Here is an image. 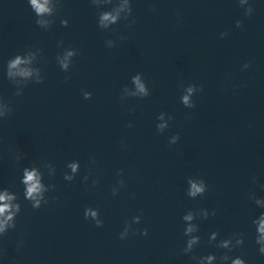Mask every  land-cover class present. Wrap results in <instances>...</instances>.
Here are the masks:
<instances>
[{"label":"clouds","instance_id":"9594fccd","mask_svg":"<svg viewBox=\"0 0 264 264\" xmlns=\"http://www.w3.org/2000/svg\"><path fill=\"white\" fill-rule=\"evenodd\" d=\"M31 8L34 10L36 16H44L45 14L51 16L53 14V8L50 7V0H29ZM240 7L244 8V15L251 16L254 12V8L249 3V0H238ZM56 5L59 7L60 0H56ZM119 13L113 14L112 12L105 11L99 16V26L101 28H108L109 25H114L118 19ZM55 20H42L37 19L36 24L40 27L48 28L49 25H53ZM134 23V21H133ZM61 24L64 27L68 26V20H61ZM236 27L242 28L243 22L241 20L236 21ZM221 38H225L228 36V32H222ZM121 39H126L125 37H121ZM63 43L62 41L60 42ZM109 44H112V40H108ZM77 50L73 48L65 49L61 55L57 56V63L59 64L62 71H69L73 57L77 55ZM34 59V54H28L26 56H22L20 54L15 55L13 58L9 59L7 63V78L12 82L14 77L22 78L24 81H31L33 76V72L37 73V78L34 81L37 84L43 83L44 77L39 75V68L28 67L31 65ZM250 67L249 63H245L243 65L244 69ZM67 80V77L65 78ZM133 81L136 85V88L139 93L143 94L144 97H147L150 92L149 89L146 88L145 84L141 82L139 76H135ZM27 85V84H26ZM25 85V86H26ZM202 87H198L197 85H188L184 87V92L181 96V103L186 108H194L195 102L193 100V95L198 91H202ZM23 94V89L17 88L16 95L20 96ZM85 99H91L92 93L88 91L82 92ZM13 111L10 103L3 101L0 99V118L7 117ZM159 119H163V115L159 116ZM173 117L169 115V121L172 120ZM129 127L132 125L129 124ZM158 131H162L165 128L169 127V124H159L156 126ZM179 140V134L173 135L171 142L169 144H175ZM72 169V173L75 174L77 172L78 165L73 163L69 165ZM55 174V173H54ZM53 174V175H54ZM117 175H122L121 172H118ZM64 179L66 181H73L75 179V175L64 174ZM87 177H84L86 180ZM255 181V177H253ZM20 183L24 186V198L30 202L31 207L33 209H40L42 205L47 204L49 201L46 197V193L55 190V184H44L41 182V174L35 167H25L23 168L22 177ZM95 183V182H94ZM121 187L125 186V181L120 179L118 181ZM188 184L190 188L187 190V195L193 199L198 196H203L208 186L203 179L197 181L189 180ZM264 188V185L261 186ZM119 192L118 189L113 188L112 195L115 196ZM18 196L15 192L10 191L8 188L0 189V236L5 235L10 229L16 227V217L21 212V204L18 202ZM249 199L253 200L254 203L260 207L264 208V198L256 197L255 193H252L249 196ZM215 210L209 211L207 208H201L198 212H194L192 210H188L186 214L183 215L182 220L185 222L184 235L188 237L186 240V246L183 248V254L187 255L193 252V249L196 245H198L201 241L200 236L194 235L199 231V226L194 223V220L199 216L202 219H208L210 216H215ZM85 219H90L95 222L97 227L103 226V220L100 219V213L98 209L92 207H86L84 210ZM141 220L140 216H135L132 218L131 222H126L123 231L119 234L120 239L124 240L129 236L130 231L132 230V224H139ZM252 223L256 226V237L255 243L259 246L258 251L261 255H264V212H261L258 218L253 219ZM135 234V233H133ZM141 235H147V228L143 229L140 233ZM219 236L218 232H212L209 236V243L217 241ZM244 234L243 233H232L228 238L221 239L216 244V247L226 249L223 255L219 257L220 264H247L246 260L242 256L232 257L228 255V252H232L234 249L242 247L244 245ZM194 260H197L198 264H215L217 261V256L215 254H209L207 256L201 257H193Z\"/></svg>","mask_w":264,"mask_h":264}]
</instances>
